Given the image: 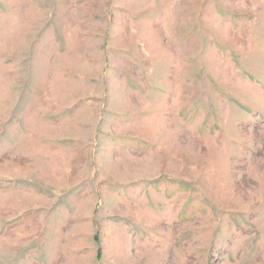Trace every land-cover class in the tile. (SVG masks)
<instances>
[{
    "label": "rangeland",
    "instance_id": "rangeland-1",
    "mask_svg": "<svg viewBox=\"0 0 264 264\" xmlns=\"http://www.w3.org/2000/svg\"><path fill=\"white\" fill-rule=\"evenodd\" d=\"M0 264H264V0H0Z\"/></svg>",
    "mask_w": 264,
    "mask_h": 264
}]
</instances>
